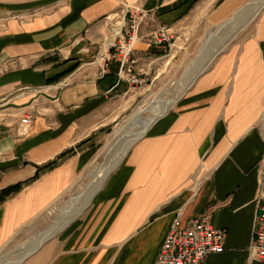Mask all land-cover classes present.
<instances>
[{"label": "crops", "instance_id": "crops-1", "mask_svg": "<svg viewBox=\"0 0 264 264\" xmlns=\"http://www.w3.org/2000/svg\"><path fill=\"white\" fill-rule=\"evenodd\" d=\"M186 1L0 0V191L56 163L0 208V252L95 160L117 120L114 101L135 84L133 58L173 50L152 45L158 28L228 23L251 0H199L189 12ZM135 12L157 28H140L124 63ZM131 148L89 209L23 264H155L175 218L186 229L204 213L227 231L206 264H264L250 259L264 157V8Z\"/></svg>", "mask_w": 264, "mask_h": 264}, {"label": "rangeland", "instance_id": "rangeland-1", "mask_svg": "<svg viewBox=\"0 0 264 264\" xmlns=\"http://www.w3.org/2000/svg\"><path fill=\"white\" fill-rule=\"evenodd\" d=\"M252 1L254 0L249 1L248 4ZM248 4H246L243 8H245ZM242 9H240L238 12H240ZM143 15L144 14H142V16ZM233 19L234 15L228 20L231 21ZM257 19L258 16L253 21L248 23L249 25L245 26V28H242L241 31L236 33L234 37L230 38V40L224 44L221 52L215 57L212 64L210 63L204 69L202 74L210 70V68L215 64L217 58L230 44L244 40L248 32L254 27ZM144 20H147V18L145 17L143 19L140 28L142 27L143 29L144 27L147 30L146 26L148 25V29H151V31L157 28L155 22L153 23L152 21ZM225 23H219L215 25L205 23L201 24L197 29L196 26L192 24L191 31L186 30V27L189 26V24L186 23L185 25L179 26L176 29L175 36L178 37V39L173 50L169 52L167 56L158 58L156 55L150 54L142 61L133 58V60L136 61V64H130L131 74L129 78L131 80H137V83L133 84L128 95H123L114 101V105L112 107L117 110V120L112 125L111 133L105 138L97 157L92 162V164L86 170H84L82 174H80L76 184L61 200L53 204L37 219L21 228V230L13 237V239H11V241L0 252V264H8L5 263V260L10 261L11 263L9 264H13V262L17 259H20L21 261L16 264H23L24 260L26 259H22V252L24 248L33 242L37 236L50 229V226L55 224L57 219L62 217L64 210L68 209L72 205L73 200L75 199L78 192L84 189L91 182L90 180L94 173L97 172L101 166H103L111 157L114 156L116 148L123 147L124 142H127L130 136L138 132L137 130L139 129L132 126V120L134 117L136 118L141 109L145 110L146 108H149L151 110L154 108V105L156 107L160 103H173L175 100L178 101L181 98L180 96L184 91V95L188 92V90L201 75L200 74L195 79V81L190 84L192 78L190 73L191 68L194 61L200 56V51L204 46L203 44L206 41L207 35L209 33L216 34L220 31V33H218L219 38H216L215 41L217 42L221 40L220 38L224 35V33L219 29H221L222 25ZM130 28L131 27H127L124 31L127 29L131 31ZM196 30L198 32L197 37L194 36L193 39H190V36H192ZM149 33L150 32H148V34ZM216 45H218V43H216ZM148 105L149 107H147ZM142 116L146 120L154 117L152 112L148 110L145 111ZM125 158L126 156L123 158L122 162ZM122 162L118 165V167L122 164ZM113 173L114 172L108 176L102 188ZM89 207L86 210H88ZM86 210L84 212H86ZM18 253L20 254L17 255Z\"/></svg>", "mask_w": 264, "mask_h": 264}, {"label": "built area", "instance_id": "built-area-1", "mask_svg": "<svg viewBox=\"0 0 264 264\" xmlns=\"http://www.w3.org/2000/svg\"><path fill=\"white\" fill-rule=\"evenodd\" d=\"M138 11V10H135ZM139 12V11H138ZM132 16L130 19L131 35L128 38V49L124 63L138 40L140 25L145 16ZM175 31L161 25L152 39V45L172 49L177 37ZM125 45V42L123 44ZM119 45L112 44V48ZM123 50H126L123 48ZM137 83V80H134ZM23 125H29L30 119L24 118ZM258 191L255 199L256 216L254 221L253 242L250 247V259L264 261V157L259 165ZM182 215H178L155 264H206L210 255L224 251L227 231L216 229L208 213L192 219L186 229L181 228Z\"/></svg>", "mask_w": 264, "mask_h": 264}, {"label": "bare ground", "instance_id": "bare-ground-1", "mask_svg": "<svg viewBox=\"0 0 264 264\" xmlns=\"http://www.w3.org/2000/svg\"><path fill=\"white\" fill-rule=\"evenodd\" d=\"M264 8V0H254L252 1L246 8H244L241 12L234 16V19L222 25L221 30L224 35L220 38L221 40L215 41L216 38H219L218 33L212 34L209 33L207 35L206 41L203 44L200 51V56L194 61L193 66L191 68V81H195V79L202 74L204 69L214 61L215 57L221 52L224 44L230 40V38L234 37L236 33L245 28V26L249 25L251 21H253ZM244 30V29H243ZM218 43V45H216ZM216 47L214 48V46ZM186 77V76H185ZM185 91L182 93L180 97L184 95ZM155 102V101H154ZM177 101L175 100L173 103L166 104L160 103L153 109L146 108L145 110H140L136 118L132 120V126L138 128V132L130 136L127 142H124L123 147L116 148L115 154L111 157L103 166H101L97 172L94 173L93 177L91 178V182L78 194L76 195L75 199L73 200L72 205L64 210L62 217L57 219V222L50 226L46 232L37 236L33 242L28 244L27 247L24 248L22 252V259L27 258L33 252L37 251L45 242L53 238L56 234L62 231L63 228L68 226L72 221L77 219L84 211L89 207L95 195L102 189V186L108 176L114 172V170L118 167V165L122 162L123 158L127 156L128 151L131 147L137 143L151 128V126L156 122V120L162 117L168 110L171 109ZM149 107V105L147 106ZM150 111L154 115V117L146 120L143 118V113L145 111ZM132 132V131H131ZM127 139V138H126ZM125 140V139H124ZM116 146V145H115ZM114 150V149H113ZM111 151V149H110ZM109 154V153H108ZM111 155V154H110ZM18 253L17 255H19ZM21 260L17 259L13 262V264L19 263ZM5 263H11L8 260H5Z\"/></svg>", "mask_w": 264, "mask_h": 264}, {"label": "trees", "instance_id": "trees-1", "mask_svg": "<svg viewBox=\"0 0 264 264\" xmlns=\"http://www.w3.org/2000/svg\"><path fill=\"white\" fill-rule=\"evenodd\" d=\"M199 0H188L186 1L183 6H181L180 8H187V11L189 12L194 5L198 2ZM187 12V13H188ZM158 56H163L165 55L163 52H157L156 53ZM71 61V60H70ZM69 61H67L66 63H68ZM65 63V64H66ZM80 66V63H76L74 65L73 68H71L70 70H68L65 74L59 76L58 78L55 79V81H60L59 79L62 77H66L68 75H70L71 73H73L78 67ZM61 78V79H62ZM111 129H105L103 130V132H110ZM64 157V156H62ZM56 165V163L54 164H49L46 167L38 170V172L36 173V175L34 176V178L27 180L26 182L23 183H18L16 185L10 186L4 190H2L0 192V208L4 207V205H6L9 201H11L12 199L18 197L20 194H22L25 189L30 186L32 183H34L36 180H38L40 178V174L46 170H48L49 168H51L52 166Z\"/></svg>", "mask_w": 264, "mask_h": 264}, {"label": "water", "instance_id": "water-1", "mask_svg": "<svg viewBox=\"0 0 264 264\" xmlns=\"http://www.w3.org/2000/svg\"><path fill=\"white\" fill-rule=\"evenodd\" d=\"M35 252H36V251H35ZM35 252H33L32 254H34ZM32 254H31V255H32ZM31 255H29L27 258H29ZM27 258H26V259H27ZM26 259H25V260H26ZM25 260H24V261H25Z\"/></svg>", "mask_w": 264, "mask_h": 264}]
</instances>
